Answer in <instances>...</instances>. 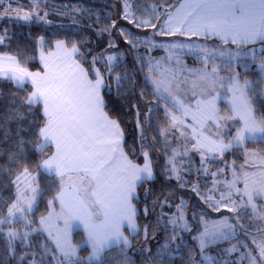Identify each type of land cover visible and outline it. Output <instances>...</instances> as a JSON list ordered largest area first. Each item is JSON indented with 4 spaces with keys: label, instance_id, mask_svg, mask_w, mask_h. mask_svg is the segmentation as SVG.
Wrapping results in <instances>:
<instances>
[{
    "label": "snow or ice",
    "instance_id": "1",
    "mask_svg": "<svg viewBox=\"0 0 264 264\" xmlns=\"http://www.w3.org/2000/svg\"><path fill=\"white\" fill-rule=\"evenodd\" d=\"M2 3L3 0H0V4ZM30 3L34 5L31 9L13 8L9 3L7 7L3 8V12H16V19L29 21L32 15L39 16L36 8L41 0H30ZM21 12L24 14L19 15ZM164 12L166 19L163 26L158 29L157 35L179 33L185 36H203L206 40L210 37L217 38L221 46L197 45L195 42L191 44L177 42L167 45L169 49L181 50L178 53H173L177 56L184 55V50L187 49L188 54H194L196 59L204 65L202 69L187 70L194 77L190 81L187 77H181L180 72L170 66L161 70L159 61H149L148 71L155 74L156 78L146 77V82L153 85L157 101L164 100L166 102L165 117L172 122L170 129L164 130L161 134L167 135L171 131L174 136L175 132L179 131L181 135H185L186 131L191 128L193 133L191 139L195 140L193 148L197 151L205 149L204 152H201L202 166L210 163L215 155L223 156L229 150L242 147L246 141L264 140V115L257 116L255 114L258 110L254 106L255 99L247 94L249 82L245 81L241 85L238 79L239 73L228 79L227 91L231 94L228 110L231 115L221 117L220 109L216 103L219 96L213 95L212 90L217 85L223 87L225 81L216 75L215 67H212L211 71L207 70L209 65L215 64L217 57L227 55V64L231 67L233 62H238L241 58L249 56V52L240 49L257 43L264 46V0H184L174 12H170L167 8ZM125 18H129L127 11ZM153 18L155 19V16ZM144 26L155 27L148 20L137 22V27ZM5 39V36H0V44H3ZM226 44L237 45V51L231 52L222 47ZM133 46L137 45L133 44ZM152 46L157 45L153 44ZM57 48H64V42L57 41ZM72 53H78L75 45H73ZM114 59L113 56L107 58L109 67ZM251 59L253 61L259 59L258 68L261 73H264V54L257 56L253 52ZM176 63L179 65L180 61L177 60ZM43 67V74L31 72L22 67L16 57L0 55V80L13 82L21 91L27 90L25 85L28 83L33 88L27 97L21 98L19 101L11 100L10 103L15 107L4 114L6 119H0V128L8 129L4 132L3 139H8L13 131L8 126L13 122L16 124L15 143L20 146V151L10 153L9 159L13 156L23 155L28 143L24 133L27 131L28 135H33L26 127L29 119L28 113L34 106L41 108L44 123L35 135L42 143L36 145L34 151L37 154H42L49 147L55 148V152L44 157L36 167L40 172L54 174L60 178L58 181L60 191L49 201L50 207L54 202L59 201L62 208L57 219L63 220V228H57L54 237L56 250L62 257L60 264H79L74 260L77 250L72 246L68 237L74 227L79 228L81 225L87 233V243L92 249L89 257L90 264H104L103 254L106 250H110L113 245H122L123 248L129 245L128 238L121 231L123 225L126 224L133 233L138 231L137 212L132 201L137 198L138 187H142L145 182L153 179L151 162L146 151L143 153L145 161L142 166L134 163L124 153L119 123L110 119L104 111L106 104L100 96L104 81L98 68L93 66L89 70L81 64L68 65L67 62H52L50 64L48 61H44ZM90 74L95 76L94 81L89 79ZM116 79L118 82L120 77ZM174 82L175 89L173 88ZM182 85L190 86L193 98L198 95L196 89H200L201 98L195 100L194 108L185 102L187 91H185L184 97L176 95ZM205 94L209 98L204 99ZM168 103L180 115H175L173 111L169 110ZM189 115L194 123L200 126L201 131L186 124L185 119L181 118H187ZM236 118L239 119L240 124L233 125L237 129L235 135L229 133L224 137L229 141L228 143H224L223 139L209 140L204 136L202 129L208 122L219 128L220 121ZM207 153L213 155L207 156ZM187 154L185 151L181 155L186 156ZM172 161H175V155H173ZM168 170L176 174L178 180L181 179L176 163H172ZM223 171L224 169L221 168L211 175L217 176L219 172ZM238 171H243V169H233L234 176ZM204 174L208 175L206 169ZM259 174L261 179L252 181L250 187L249 174L244 173L243 195L247 197L246 205L251 206L253 210L257 207L253 203L254 199L264 197V170ZM22 176H28L27 168L17 176L13 183L17 184ZM32 179L35 180V178ZM65 182L68 183L67 188L64 186ZM238 182V179L234 178L227 183L229 194L232 189H235L237 193L241 192L235 187ZM194 190H196L195 187ZM32 192L36 195L39 194L36 188H33ZM36 195L26 198V203L18 195L16 202L12 203L8 209V217H15L17 220L24 219L26 225L30 227V222L26 220V213L33 211ZM206 199L211 201L212 197L209 196ZM217 206V204H210V207ZM17 214L19 215L17 216ZM145 214H147V209H145ZM254 218L262 219L264 217L254 212ZM51 220V212L40 220L41 228L39 230L46 231L49 237H53ZM182 220L183 212L178 211L176 218L168 222L178 226L177 222ZM7 222L8 218L0 220V224ZM185 229H187L186 224ZM225 229L230 230L233 235L235 234L234 226L227 223V218L224 222H214L212 228L205 226L200 237L201 248L205 247V237L228 239ZM145 231H147L146 228ZM29 235L30 232H25L21 236L12 231L8 233V238L10 242L16 239L27 242ZM253 243L256 245L261 264H264V237L259 240L253 237ZM28 246L31 247L30 244ZM244 247L247 248V244ZM235 250L237 249L234 245L228 251ZM47 251L48 249L45 248V253ZM244 258L242 256L241 260ZM20 259L23 260L24 257L21 256ZM53 259H58V257L53 256ZM247 259L250 264H257V257L251 251L247 253ZM29 264H38V262L33 259ZM39 264H42V260Z\"/></svg>",
    "mask_w": 264,
    "mask_h": 264
},
{
    "label": "trees",
    "instance_id": "2",
    "mask_svg": "<svg viewBox=\"0 0 264 264\" xmlns=\"http://www.w3.org/2000/svg\"><path fill=\"white\" fill-rule=\"evenodd\" d=\"M178 1L41 0L36 8L39 16L32 15L29 21L16 19V12L0 13L2 15L0 16V35L6 37L4 43L0 44V55L14 56L22 67L35 71L39 69L38 55L40 52L36 50V45L40 39L44 45L43 52L51 49L57 41H63L65 47L71 49L75 45L78 49V53L74 56L77 63L89 70L93 66L100 70L104 81L100 91L101 98L106 104L104 111L110 119L119 123L125 154L134 163L140 165L144 162L143 153L145 151L148 153L153 179L145 182L142 187H138L137 198L133 200V206L137 212L138 231L127 236L129 246L126 248L122 245H113L110 250H106L103 254L104 264H126L125 256L121 257V255L129 252L132 244L134 245L137 241L138 235V241L144 242L148 235L157 234L151 240L149 252L152 257L151 264H157L159 261L160 264H195L198 257V246L192 237L195 229H198L197 223L193 224L186 235L175 236L160 257L156 255V252L161 250L160 245L164 233L157 226L162 224L159 212L160 202L168 193L177 192L178 185L165 169L163 153L165 150H163L159 129L167 119L164 118L162 110L157 105V96L154 95L151 85L146 82V74H148L146 53L149 49L151 50V42L156 39L158 29L163 26L166 18L164 10L167 8L171 11ZM2 4L4 5L5 2L3 1ZM22 7L31 9L34 5L30 3V0H23ZM126 11L129 18H125ZM23 14L19 13V15ZM139 19L151 21L155 27H137ZM159 36L163 39L170 38L167 35ZM133 44L137 46L134 47ZM255 45L260 44L248 45L244 48ZM154 52L151 50L149 53L156 54ZM108 54L115 57L111 67L106 60ZM94 58L95 64L93 65ZM241 74L242 79L248 81L251 86L247 94L255 99L254 106L258 109L255 114L264 115V102H262L264 99L261 96L264 74L259 73L257 69L242 70ZM117 77H120L118 82ZM89 79L94 81L95 76L90 74ZM25 87L27 90L21 91L13 82L0 80V119H6L4 114L15 107L10 103L11 100L19 101L29 95L31 87L28 84ZM28 116L26 127L33 135H28L27 131L24 133L28 143L23 155L9 159L10 153L20 151V146L15 143L16 124L13 122L8 126L13 129L8 139H3L4 132L8 129L0 128V141H2L0 142V217L6 205L14 197L15 184L13 181L24 172L25 168L31 176L35 175L36 184L40 190L37 211L46 209L47 202L52 200L59 189L54 175L40 172L36 167L49 153V148L45 149L42 154L34 151L36 145L42 143L35 135L44 123L42 109L34 106ZM140 130H142L141 134ZM139 144H145L143 150V146ZM146 192L147 195H145ZM52 205L54 206L55 202ZM145 209H147V214H145ZM167 210L168 208H165V212ZM73 233L75 243L85 237L82 230L78 229ZM232 240L233 238L222 241L220 246ZM82 248L87 250V247ZM79 252L81 256L86 253L84 249H79ZM133 256L136 258L130 260L129 264H142L141 254L137 253ZM225 264H233V261Z\"/></svg>",
    "mask_w": 264,
    "mask_h": 264
},
{
    "label": "rangeland",
    "instance_id": "3",
    "mask_svg": "<svg viewBox=\"0 0 264 264\" xmlns=\"http://www.w3.org/2000/svg\"><path fill=\"white\" fill-rule=\"evenodd\" d=\"M3 1L5 2V4H2V6H0V13L3 12V8L7 7L9 3H11L13 8L22 7L23 5V0ZM0 16L2 17V15ZM140 20L141 19H139V21ZM159 37L160 36L157 35L156 39L151 42V45H157L151 47V50L153 52L155 51L154 53L156 54L149 53L151 51L150 49L149 52L146 53L147 68L150 60L159 61L161 70L164 67L170 66L171 68L178 70L181 77H187L189 81L194 79V77L187 70L202 69L204 65L200 60L196 59L194 54H188L187 49L184 50V55L177 56L173 53H178L181 50L169 49L167 48V45L177 42H183L185 44H191L195 42L197 45L221 46L216 42H205L193 39L171 40V38L163 39ZM42 43L43 41L40 39L38 41V45H36V50L40 53H42L44 50V45ZM222 47L228 49L231 52L237 51V46L223 45ZM240 50L249 52V56L247 58H241L238 62H233L231 67H229L227 64V55H225L224 57H217L215 64L209 65L207 69L208 71H211L212 67H215L217 69L216 75L225 81L223 87L217 85L215 89L212 90V93L217 90L221 91V93L223 94L222 97H219V100H221V102L217 103V107L220 109L219 115L221 117L229 116L227 115V113L229 112V107L227 105L228 103L225 102L227 98L226 96H224L228 79L232 76H236L237 73H239L240 75L238 79L240 84L243 85L245 81L241 76L242 70L245 71L257 69L259 73H261L258 68V65L260 63L259 59L253 61L251 59V54L253 52H255L257 56H259L260 54H264V46L255 45L252 47L242 48ZM109 56H112V54H108L106 60ZM177 60L180 61L179 65H177L176 63ZM147 72L148 74H146V77L152 76L153 78H156L155 74L149 73V71ZM149 84L151 85L152 91L154 92L153 85L150 82ZM250 87L251 86H249V89ZM173 88L175 89V82L173 83ZM185 91H187L185 102L187 103V101H192L191 105L194 106L195 101L192 97L190 86L182 85L181 90L177 91L176 95L184 97ZM196 91L198 93L197 97H200V89L197 88ZM204 96H207V94H205ZM261 96L264 99V85L261 91ZM165 104L166 102L164 100H160L157 104L158 107L162 110V115H164V118ZM167 107L169 108V110L173 111L175 115H180L179 112H175L172 109L170 103L167 104ZM142 113L145 112L142 111ZM181 118L185 119L186 124L196 127L197 131H201V129L199 128L200 126L194 123L191 115H189L187 118ZM171 123L172 122L167 119V121H165V124L160 127L159 135L164 146L163 150H165L163 152L164 162L166 164L165 169L170 173V176L172 175L174 180H176L178 191L174 192V194L168 193L166 197L163 198L160 202L159 212L162 219V224H158L157 226L159 229H162L164 233L163 236L161 235L163 238V241L160 245L161 250L157 251L156 255L160 257L163 251H165V248L172 243L173 237H180V234L186 235V233L190 231L191 227H193V224L197 223L198 229H195V232L192 234V237L198 246V257L195 260V264H225L226 262L230 261H233V264H250V261L247 259V253L249 251H251L252 254L257 257V264H261L258 252L256 250V245L253 243V237H255L257 240L264 237V230H261L264 229V218H254V212L255 214H259L261 217H264V197H257L254 199L253 203L257 205L255 210H253L251 206H247L245 203L247 201V197L243 195V180L245 172L249 174L248 179L250 187L252 185V181H259L261 179L259 173L260 171L264 170V140L246 141L242 147L229 150L225 152L223 156L215 155L214 159H212L210 163H208L206 166H202L201 152H204V150L200 149L199 151H197L193 148L195 140L191 139L193 135L191 128L186 131L185 135H181L179 131H176L174 136L171 131H169L167 135L161 134L164 130L170 129ZM239 124L240 121L238 118L230 120L227 124H225L223 120L220 121L219 128H217L215 124L209 122L205 128L203 127L202 131L203 134L209 136L211 135V137L213 136V139L216 138L214 140L223 139L224 143H228L229 141L227 139H224L225 135L229 133L231 135H235L237 129L233 127V125ZM224 126L226 128L228 127L227 130ZM142 130H140V134L142 133ZM144 145L145 144L142 145V150L144 148ZM185 151H187L188 154L186 156H182L181 154ZM173 155H175V161H172ZM212 155L213 154L207 153V156ZM142 157L144 158V156ZM172 163L177 164L179 176L181 178L179 180L176 178V174L168 170L172 166ZM221 168L224 169L223 172H219L217 176L211 175V173H216ZM205 169L208 175L204 174ZM233 169H243V171H238L234 176ZM19 175H21V173ZM54 176L58 184L60 178L56 177V175ZM32 178H35V175L31 176L28 173L27 177L22 176L21 180L17 182L18 187L17 184H15L14 197L6 205L3 214L0 217V220L8 218L7 223L0 224V232L2 234V239L0 240V264H29V262L33 259H35L38 264L41 260L42 264H60V260L62 259V257L56 250V242L54 239V237L56 236L55 230L57 228H63V220L57 219V216L62 211L61 204L59 201H56L55 205H51L50 207L48 201L46 209L37 211L40 190L38 188V185L36 184V180L33 181ZM234 178L238 179L239 182L235 187L240 189L241 192L237 193L235 189H232L231 194H229L227 183L229 181H232ZM66 183L67 182H65L64 186L67 188L68 185ZM182 183L183 186H181ZM194 187L196 190H194ZM33 188L38 189V195L32 192ZM59 191L60 189H58L54 196L58 195ZM18 195L20 196L21 200L25 201V203L26 198H31L33 195H36L33 211L30 213H26V220L30 222V227L26 225L24 219L17 220L15 217H8V209L11 207L12 203L16 202ZM209 196L212 197L211 201L206 199ZM210 204H217L218 206L210 207ZM165 208H168L166 212ZM229 209L232 210L230 211ZM178 211L183 212V220L178 221L177 226L169 223L168 221L175 219ZM50 212L52 213V220L50 224L53 229V237H49L46 231L39 230L41 228V218L47 217ZM245 213L247 215H244ZM18 215L19 214H17V216ZM225 218H227L228 224L234 226V235L230 230H224L226 233H228V239L233 238V240L226 244H221L220 246V243L222 241L228 239L205 237V247L202 249L200 237L205 230V226H207L208 228H212L214 222H224ZM185 224L187 225V229H185ZM78 229L84 232L85 237L80 242L75 243L73 241V232ZM12 231L18 233L21 236L25 232H30L28 241L25 242L21 239H16L10 242L8 233ZM156 235L157 234L148 235L144 242H141L140 240L138 241V235L137 241L134 245L132 244L128 252L129 254L125 252V254L123 253L121 255V257L125 256V260L127 262L126 264H129L130 260L136 258L135 256H133V254L137 255V253L142 255L140 261H143L142 264H151L152 257L149 255V252L151 250L150 246L152 243L151 240ZM68 239L72 246L77 250L74 260L78 261L79 264H90L89 257L91 256L92 249L91 246L87 243V233L84 230L83 225H81L79 228L74 227L71 230ZM29 244L31 245V247L28 246ZM245 244H247V248L244 247ZM234 245L237 250L228 251L229 249H232ZM82 247H87V250ZM45 248L48 249L47 253H45ZM79 249L85 250L86 253L84 254V256H81ZM21 256L24 257L23 260L20 259ZM53 256L58 257V259L54 260ZM242 256L245 257L243 260H241ZM137 260L139 261V259ZM160 263V261L157 262V264Z\"/></svg>",
    "mask_w": 264,
    "mask_h": 264
},
{
    "label": "crops",
    "instance_id": "4",
    "mask_svg": "<svg viewBox=\"0 0 264 264\" xmlns=\"http://www.w3.org/2000/svg\"><path fill=\"white\" fill-rule=\"evenodd\" d=\"M184 2V0H179L178 1V3L176 4V6L170 11V12H174L175 11V9L176 8H178L179 7V5L181 4V3H183ZM166 19V18H165ZM164 22H165V20H164ZM164 24V23H163ZM168 37H170V38H172V39H186V40H204L205 42L206 41H211V42H216V43H220V41H219V39H217V38H208L207 40L203 37V36H185V35H180L179 33H177L176 35H167ZM226 45H232V44H226ZM232 46H237V45H232ZM248 46V45H247ZM69 54H71L70 55V58H69ZM75 54L74 53H72V49L71 48H67V47H65V45H64V48H62V49H58L57 48V42H55L54 44H53V46L51 47V49H49L47 52H42V53H39V55H38V62H39V69L38 70H35V71H31V72H40L41 74H43V71H44V67H43V64H44V61H48L50 64L52 63V62H57V63H63V62H67V64L68 65H72L73 63H76V64H78L77 63V61L75 60ZM43 58V59H42ZM30 71V70H29ZM28 85L31 87V91L33 90V88H32V85L30 84V83H28ZM31 91H30V93H31ZM101 91V90H100ZM29 93V94H30ZM213 95H218L219 97H222V93H221V91H217V90H215L214 91V93H212ZM101 96V95H100ZM224 96H226V103H228L227 105H228V107H229V101L231 100V94L227 91V87H226V91L224 92ZM201 98V96L200 97H195L194 98V101L196 100V99H200ZM203 98L204 99H207V98H209L208 96H203ZM219 99H217V102L216 103H220L221 102V100H219ZM191 102L192 101H190V102H188L187 101V103L186 104H190L191 105ZM195 107V103H194V106H193V108ZM179 114V113H178ZM220 114V113H219ZM227 115H231V113H227ZM224 121V123L225 124H227L230 120H223ZM209 123V122H208ZM207 123V124H208ZM207 124H205L204 125V128L207 126ZM225 127V126H224ZM200 128V127H199ZM226 128V127H225ZM228 128V127H227ZM227 128H226V130H227ZM200 131V130H199ZM204 136H206V137H208L209 138V140H214V139H216V138H212L211 137V135L209 136V135H205L204 134ZM202 150H204L205 151V149H202ZM52 152H55V148L54 147H49V153H48V155L50 154V153H52ZM125 153V152H124ZM211 154V153H210ZM47 155V156H48ZM217 156H219V155H217ZM144 164V162L142 163V164H140L141 166ZM49 175H54V174H49ZM56 177H58V176H56ZM67 185H68V183H66ZM132 204H133V201H132ZM134 207V206H133ZM121 231L123 232V234H124V236H128V235H132V234H134L133 232H131L128 228H127V225L125 224V225H123L122 226V228H121Z\"/></svg>",
    "mask_w": 264,
    "mask_h": 264
}]
</instances>
